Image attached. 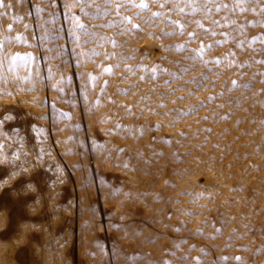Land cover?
I'll list each match as a JSON object with an SVG mask.
<instances>
[{"label":"rangeland","instance_id":"374dc122","mask_svg":"<svg viewBox=\"0 0 264 264\" xmlns=\"http://www.w3.org/2000/svg\"><path fill=\"white\" fill-rule=\"evenodd\" d=\"M143 2L2 0L0 264H264V0Z\"/></svg>","mask_w":264,"mask_h":264},{"label":"snow or ice","instance_id":"6c2138e0","mask_svg":"<svg viewBox=\"0 0 264 264\" xmlns=\"http://www.w3.org/2000/svg\"><path fill=\"white\" fill-rule=\"evenodd\" d=\"M129 2H130L133 6L138 7V8H140V9H147V8H148V4L145 3V2H143V0H141V2H140L139 4H136V3H135V0H129ZM252 2H253V0H236V2H235V4H234V8H235V7H239V8H240V11L243 12V11H245V7H244V5H245V4H248V3H252ZM105 3H106V4H107V3H111V0H105ZM209 4L212 5L213 7H215L217 11H220L221 9H226V8H228V5H227V4H224V3H218L217 0H205V5H204V7H198V6H197V0H185V6H186V7H190L191 10H192V13H195V12H197V11H203V12H205L206 15H209V14L211 13V10H212L211 8L208 7ZM0 5H2V0H0ZM179 10H180L181 12H184V11H185V8H180ZM255 10H256V9H252V11H255ZM117 11H118V9H117ZM260 11H261V12H264V8H261ZM153 15H160V14H159V13H154ZM74 19H76V18H74ZM123 19L128 20V18H126V17L123 18ZM129 22H130V21H129ZM174 23H175V22H174ZM197 23H199V21H198ZM213 23H215V21H213ZM78 27L83 28L84 26H83L82 24H79ZM133 27L135 28V27H138V26H135V25H134ZM181 27H183V26H181ZM213 35H215V33H213ZM260 39L264 40V37H262V38H260ZM220 43H223V41H220ZM180 47H182V46H180ZM209 47H210V46H209ZM197 55H198V56H202V55H203V48L200 49V51L197 53ZM215 62H216L217 64L220 63L219 60H217V61H215ZM261 62H264V61H261ZM204 63L207 64V63H209V61L205 60ZM187 70H188V69L185 68V69H183V72H187ZM105 71L110 72L111 69H105ZM129 71H131V69H129ZM153 71H155V69H153ZM90 79L95 80L96 77H91V76H90ZM232 83H233V85H235V84H236V81H233ZM246 87H248V86H246ZM9 118H10V117H9ZM116 127H117V129H119V128H121L122 126L119 125V124H117ZM127 131L131 132L132 129L129 128V129H127ZM209 131H210V130H209ZM140 132H141V134H143V129H140ZM164 143H166V144H170L171 141H169V140H165ZM3 148H4V145H3L2 143H0V155H2V150H3ZM117 151H118V153H123L124 150H123V149H119V150H117ZM42 152H43V149H41V153H42ZM155 155H162V153H157V154H155ZM6 159H7V157L4 156V160H6ZM13 159H14V160H19V153H15V154L13 155ZM118 159H119V157H118ZM131 159H132V157H130L129 160H126L125 163L123 164V167H125V168H130V170H133V171H134V170H135V165H130V160H131ZM135 159H136L137 163H139L141 160H144V163H145L146 166H150V164H151V160H150V159H144L142 153H137V154H135ZM2 162H3V160H0V163H2ZM146 170H147V167L144 169V171H146ZM23 171H27V169H23ZM11 175H12L13 177H15V176L19 175V173H17V172H13V173H11ZM166 183H167V182H166ZM26 186H27L28 188H33L34 185H33V183H32L31 181H29V182L27 183ZM114 191H115V192H119V191H121V189H115ZM124 195H125V196H131V193H124ZM143 195H147V194H143ZM189 195H191V193H189ZM199 195H202V194H198V196H199ZM159 199H160L159 196H157V197L154 198V200H155L156 202H158ZM125 232H126V234H127V230H125ZM140 234H142V233L139 231V229L135 230V231L132 233L133 236H137V235H140ZM161 238H162V237H161ZM145 242L151 244V243H154L155 241H154L151 237H148V238H146ZM185 242H186V241H185ZM180 247H181V245H180L179 243H174V244H173V249L166 253V255L169 256V258L166 259V260H153V259H151L150 254H143V255H141V254H136V255H133V256L128 257V259L131 260V261H136V260H141V259H147V264H174V259L186 260V259L188 258L187 256H182V257H177V256H176V250H178ZM191 250H192V249H190V251H191ZM201 251H203V250H201ZM223 259H226V258H223ZM236 259H237V261L239 262V264H242V260H241V258L237 257ZM197 264H200V262L198 261Z\"/></svg>","mask_w":264,"mask_h":264}]
</instances>
